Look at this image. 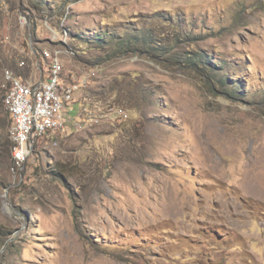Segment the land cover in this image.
I'll list each match as a JSON object with an SVG mask.
<instances>
[{
	"label": "rangeland",
	"instance_id": "1",
	"mask_svg": "<svg viewBox=\"0 0 264 264\" xmlns=\"http://www.w3.org/2000/svg\"><path fill=\"white\" fill-rule=\"evenodd\" d=\"M46 49L128 96L15 172L0 105V264H264V0H0V89Z\"/></svg>",
	"mask_w": 264,
	"mask_h": 264
},
{
	"label": "built area",
	"instance_id": "2",
	"mask_svg": "<svg viewBox=\"0 0 264 264\" xmlns=\"http://www.w3.org/2000/svg\"><path fill=\"white\" fill-rule=\"evenodd\" d=\"M60 52L44 50L42 56L47 68L45 70L44 61L43 64L36 62L34 66L38 71L34 78L20 76L10 68L4 70L1 89L4 107L13 118L9 139L13 145L14 172L25 166L40 138L66 134L69 128L77 132L88 124L99 125L104 121L103 116L87 104L75 108L77 92L87 88L91 78L83 74L68 79ZM20 64L23 68L27 66L25 60ZM111 108L121 117L116 119L127 117L122 109Z\"/></svg>",
	"mask_w": 264,
	"mask_h": 264
},
{
	"label": "trees",
	"instance_id": "3",
	"mask_svg": "<svg viewBox=\"0 0 264 264\" xmlns=\"http://www.w3.org/2000/svg\"><path fill=\"white\" fill-rule=\"evenodd\" d=\"M98 40L101 41V40H104V38L99 37ZM86 41H88V40H86ZM144 43H147V41H145ZM125 45H127V43H125L123 41H120L118 43V45L116 46V49L118 50L117 52H119L120 54H125L128 51H130V50H137V48H139V46L136 43L134 45H130L128 43V47L127 46L125 47ZM13 63H16V60H13ZM29 71H30V69L27 68L25 72L21 71V72H19L17 74L20 75V76H24L25 77V76L29 75L28 74ZM115 91H118L119 92V95H117L116 98H112L113 97V94L115 93ZM96 93L101 98L104 97L105 104H110V105H112L111 103H113V102L121 103V101H123L124 98L126 99L127 96H128L127 95L126 97L123 98V85H122V83H118L116 81H114L113 83H111L109 85H102V91L96 92ZM100 97H98V99ZM3 99H4V92L0 89V105H3L4 106ZM98 99H96V101H94L93 103H90L92 107L94 106V104H96V102H100ZM130 101H131V99H130ZM84 104H87L88 106L90 105L89 102L86 101V100H84V99L78 100L75 103V105H76L77 108L80 105H84ZM90 109L93 110L92 108H90ZM5 111H6L5 114L7 115L6 116V119H5V124H6V127L7 128L8 127L10 128V126L13 123V118H12L11 114H9L10 112L6 108H5ZM118 120H119V122L121 124V123H123L121 121H124L125 122L126 118L125 119H118ZM103 122L104 121H102L101 124H103ZM6 147L9 149L10 152H12L13 145H12V142H11L10 139H7V145H6Z\"/></svg>",
	"mask_w": 264,
	"mask_h": 264
}]
</instances>
